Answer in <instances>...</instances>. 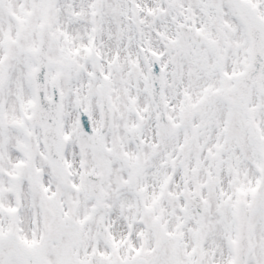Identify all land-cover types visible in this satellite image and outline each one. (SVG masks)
Masks as SVG:
<instances>
[{"label": "snow or ice", "instance_id": "obj_1", "mask_svg": "<svg viewBox=\"0 0 264 264\" xmlns=\"http://www.w3.org/2000/svg\"><path fill=\"white\" fill-rule=\"evenodd\" d=\"M0 264H264V0H0Z\"/></svg>", "mask_w": 264, "mask_h": 264}]
</instances>
